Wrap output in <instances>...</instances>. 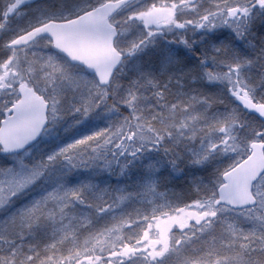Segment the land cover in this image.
I'll list each match as a JSON object with an SVG mask.
<instances>
[{"label":"snow or ice","instance_id":"6c2138e0","mask_svg":"<svg viewBox=\"0 0 264 264\" xmlns=\"http://www.w3.org/2000/svg\"><path fill=\"white\" fill-rule=\"evenodd\" d=\"M0 264H264V0H0Z\"/></svg>","mask_w":264,"mask_h":264}]
</instances>
